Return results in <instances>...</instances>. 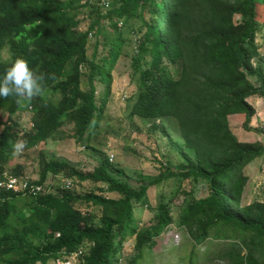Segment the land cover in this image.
Segmentation results:
<instances>
[{
  "label": "trees",
  "instance_id": "obj_1",
  "mask_svg": "<svg viewBox=\"0 0 264 264\" xmlns=\"http://www.w3.org/2000/svg\"><path fill=\"white\" fill-rule=\"evenodd\" d=\"M96 2L0 0V53L6 47L10 53L0 58V77L17 59L42 77L40 95L0 98V177L6 171L23 176L22 165L8 170L17 141L29 150L67 126V136L90 141L113 92L127 25L139 33L132 58L139 86L131 116L175 119L185 159L166 163L160 175L134 186L122 170L109 169L108 158L85 172L42 154L37 181L0 191V264H56L80 248L77 264H144L174 218L171 203L161 202L141 226L136 207L150 206L149 188L169 178L193 179L206 189L180 205L179 226L192 240V263L198 247L218 242L213 257L223 264H264V200L243 202L249 181L244 168L264 158V143L240 140L229 121L244 114L245 130L264 133L252 124L257 110L248 100L264 99V54L257 40L264 0H118L114 7ZM80 9L92 17L86 29ZM98 83L105 86L103 95ZM22 112L32 114L30 129H20ZM50 174L64 175L71 185L52 189ZM73 178L103 185L78 193ZM36 185L44 189L35 192ZM126 239H133L134 253L124 259L118 250Z\"/></svg>",
  "mask_w": 264,
  "mask_h": 264
},
{
  "label": "rangeland",
  "instance_id": "obj_2",
  "mask_svg": "<svg viewBox=\"0 0 264 264\" xmlns=\"http://www.w3.org/2000/svg\"><path fill=\"white\" fill-rule=\"evenodd\" d=\"M66 2L67 0H49ZM96 2L98 0H92ZM107 7H114L118 0H102ZM97 3V2H96ZM262 7H260V11ZM81 28L86 29L92 17L88 10L80 9ZM264 19V13L261 12ZM238 19V18H237ZM109 25V21H106ZM139 22L135 23L138 26ZM130 25L123 29L125 42L122 53L113 70V92L110 96L104 117L93 133L90 141L79 143L74 138L67 136L70 127H65L63 133L45 142H41L34 148L23 150L17 153L9 162L8 170L16 165H22V175L31 181H37L40 177L41 155L47 159L64 160L76 168L88 172L106 161L111 154L115 155L113 162H110L109 169L117 174V169L124 172L122 177L128 179L134 186H139L145 180L160 175L166 163L173 166L185 159L183 137L180 134L179 126L173 118H163L155 121L139 116H131V106L139 86V75L134 74L132 58L138 49L139 33H134ZM257 40L264 54V27L258 31ZM96 37L92 36L88 46L89 55L94 51ZM8 48L0 53V58H9ZM86 72V67L83 68ZM86 78V76H84ZM100 95L104 94V84L98 83ZM249 102L254 105L257 112L253 117L252 124L264 130V99L259 96H251ZM26 100L23 101L25 104ZM6 117L5 111L1 112ZM30 112L18 114L21 128H31ZM244 114H234L229 117L232 131L242 141H261L264 143V133L247 131L243 127ZM249 177L245 189L243 202L251 203L254 200H264V158L258 157L244 168ZM145 178V179H144ZM62 174L48 176L47 184L52 189L61 186L66 181ZM74 189L78 193H84L92 189H98L102 182L90 180L80 182L72 179ZM206 194L202 182L193 179H185L179 182L177 178H169L152 185L149 188L150 206H137L135 217L141 226L148 224L154 216V207L161 202H170L174 222L169 225L163 235L157 238V243L149 250L144 264H223L221 260L215 259L212 249L218 246V242L203 244L195 251L194 262L191 259L192 240L185 228L179 226L180 205L185 198L201 197ZM109 196L119 197L118 193H108ZM179 233V240H175V234ZM133 239H126L124 246L118 250V257L124 259L134 253ZM211 247V252L207 250ZM52 264V263H51ZM142 264V261L138 262Z\"/></svg>",
  "mask_w": 264,
  "mask_h": 264
},
{
  "label": "clouds",
  "instance_id": "obj_3",
  "mask_svg": "<svg viewBox=\"0 0 264 264\" xmlns=\"http://www.w3.org/2000/svg\"><path fill=\"white\" fill-rule=\"evenodd\" d=\"M42 92V77L38 75L24 59H17L0 77V98L15 96L31 99ZM25 145L17 141L13 150L20 153Z\"/></svg>",
  "mask_w": 264,
  "mask_h": 264
},
{
  "label": "built area",
  "instance_id": "obj_4",
  "mask_svg": "<svg viewBox=\"0 0 264 264\" xmlns=\"http://www.w3.org/2000/svg\"><path fill=\"white\" fill-rule=\"evenodd\" d=\"M110 161H114L115 155L111 154L109 157ZM29 179H26L23 176H15L10 174L9 172H4L3 176L0 177V191L3 188L13 189V190H22L28 186ZM69 186L71 185L70 180L65 181ZM34 191H42L44 188L41 185H36L33 187ZM175 240H179L180 234L176 233ZM83 248H80L78 251L72 253V255L66 257H59L55 260L56 264H77L79 262L78 257L83 254Z\"/></svg>",
  "mask_w": 264,
  "mask_h": 264
}]
</instances>
